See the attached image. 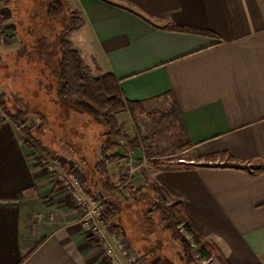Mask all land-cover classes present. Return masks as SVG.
<instances>
[{
    "label": "crops",
    "instance_id": "obj_1",
    "mask_svg": "<svg viewBox=\"0 0 264 264\" xmlns=\"http://www.w3.org/2000/svg\"><path fill=\"white\" fill-rule=\"evenodd\" d=\"M69 1L83 19L71 40L82 61L112 74L132 103L116 117L125 133H132L127 114L170 108L190 144L186 161L151 179L182 202L227 264H264V169L249 166L264 160V0ZM4 16L0 10V44ZM33 153L1 119L0 264H109L67 194L39 191L45 174ZM120 166L107 169L124 187ZM123 239L134 264H151L150 241L141 239L137 253ZM155 256L169 263L165 250Z\"/></svg>",
    "mask_w": 264,
    "mask_h": 264
},
{
    "label": "trees",
    "instance_id": "obj_2",
    "mask_svg": "<svg viewBox=\"0 0 264 264\" xmlns=\"http://www.w3.org/2000/svg\"><path fill=\"white\" fill-rule=\"evenodd\" d=\"M66 8L67 5L62 0H47L43 16L49 19L58 18L65 13ZM73 22L70 21L71 24L58 36L59 58L54 67L49 66L41 58L40 47L37 48L40 45L32 46L29 50L32 53V50L37 49L38 53L32 59H28L27 55L23 58L18 56L14 58V63L5 67H10V70L17 69L19 60L25 59L31 72L28 83L33 90L28 105L25 102L14 111L5 109V116L20 134L23 144L33 152L49 154L50 148L53 152H58L57 146L54 149L42 141L41 137L48 131L49 143L61 146L62 153H66L68 148L71 155L77 154L87 174L91 193L97 198L98 194L105 197L103 201L105 217L111 222V228L119 229L117 224L124 209L121 205L127 196L120 195L117 198L114 196L117 190L121 191L119 188L122 181L112 180L107 167L112 164L119 165L127 157L125 152L120 154L118 151L122 148L116 142L123 135V124L119 123L116 117L125 110L132 111V103L124 99L118 81L112 74H101L95 65L91 67L82 61L80 52L68 36L69 32L81 29L82 24ZM197 32L210 34L205 31ZM90 120L100 125L104 131L99 133L89 131L88 126L93 125ZM33 128H36V135ZM63 135H67L68 139H63ZM183 146L188 148L190 144ZM249 166L254 170L264 169V160H256ZM227 167L243 168L245 165ZM141 173L145 187L155 195L153 207L149 212H155L159 216L163 231L180 246L181 251H176L174 259L168 258V264L209 262L216 250L211 243L204 240L191 223L182 202L172 198L157 183L149 182L146 175ZM144 239L147 240L145 237ZM154 243L155 245L150 247L149 242L144 248H148L152 253L151 264L152 262L158 264L155 256L157 251L166 249L159 240ZM169 252L173 256V252ZM219 259L220 264H227L220 255Z\"/></svg>",
    "mask_w": 264,
    "mask_h": 264
},
{
    "label": "rangeland",
    "instance_id": "obj_3",
    "mask_svg": "<svg viewBox=\"0 0 264 264\" xmlns=\"http://www.w3.org/2000/svg\"><path fill=\"white\" fill-rule=\"evenodd\" d=\"M62 1L67 5L65 13L58 18L49 19L43 16L47 0H0V10L2 13L3 11L5 12L3 21L5 32L0 44V121L1 119L7 120L5 109L14 111L16 108L22 107L25 102L28 105L33 93L28 83L31 72L28 70L25 59L19 60L17 69L12 68L10 70V67H5L14 63V58L18 56L23 58L24 55H27L28 59H32L38 52L35 49L32 50V54L29 50L32 46L37 47L38 45H40L37 48L40 47L41 58L49 66L54 67L59 58V46L57 43L59 34L71 24L70 21H75V23L73 22L74 24L81 23L83 25L79 10L72 6L69 0ZM68 36L70 40L76 37L73 32H69ZM93 74L96 75L95 72ZM126 116L128 117V124L132 133L129 136L122 128L123 135L116 142L122 149L118 151L123 154L127 149H132L129 142L135 147L131 153H125L127 154V160L124 159L119 164L122 166H120L121 173L127 180L124 184L127 189L124 192L127 198L121 205L124 209L120 214V220H118L119 229L113 227L110 229L114 232V237L116 236L115 238L117 239L119 236L122 238L126 236L131 247L137 253H140V240L144 239V237L150 241V247L155 245V241L159 240L163 243L162 247H165V251L170 256L168 258L171 260L172 257L175 258L177 250L181 251L180 246L177 241L170 238L167 232L163 231L159 216L155 212H149L153 207L155 195L145 187V181L139 184L141 180L139 175H142L141 172H145L147 180L154 182L151 179V175L156 169H163L186 161L189 153L185 152L186 148L183 145L187 143L170 108L163 111H153L149 115L133 113ZM84 118L87 119L85 116ZM90 122L93 125L88 126L89 131L94 133L104 131L100 125L95 124L92 120ZM32 130L34 135H36V128ZM49 135L48 131L44 132L43 137H41L43 143L47 142L46 145H50L53 148L57 146L58 152H53L51 148L49 149L50 151L48 150L49 154L34 152V160L38 162L42 158L55 159L62 167L73 172L80 183L85 185L86 189L91 193L87 174L81 166L78 155H71L69 153L71 151L68 148L66 153H62L61 150L63 149L61 146L48 142L50 139ZM62 138L68 139V136L63 135ZM42 171L45 174L44 183L46 184L39 188L40 192L44 194L48 191H57L61 192L59 196H63L62 199L65 197L64 194H67V198L70 197L62 180H57L55 175L46 173L44 169ZM133 177L134 182L132 183ZM123 183L119 189H124ZM122 190H117L114 196L117 198V196L122 195ZM67 198L65 197V199ZM72 209H76V207ZM50 213L54 215V211ZM78 215L76 221L79 218ZM109 223L111 225L110 221ZM99 251L100 255L107 260L101 248ZM169 251L173 252V256H171ZM217 254L214 253L209 262L203 261L201 264H220L219 255Z\"/></svg>",
    "mask_w": 264,
    "mask_h": 264
},
{
    "label": "built area",
    "instance_id": "obj_4",
    "mask_svg": "<svg viewBox=\"0 0 264 264\" xmlns=\"http://www.w3.org/2000/svg\"><path fill=\"white\" fill-rule=\"evenodd\" d=\"M38 164L46 173L55 175L57 180L64 182L68 196L70 195L69 201L78 210V225L89 239L97 241L108 262L110 264H122L121 254L127 258V263L134 264L136 256L129 248L125 247V240L122 237L119 236L120 239L114 237L111 225L104 215L103 201L105 197L97 198L91 194L73 172L62 167L55 159L42 158ZM48 217L51 221L54 215L50 214Z\"/></svg>",
    "mask_w": 264,
    "mask_h": 264
},
{
    "label": "water",
    "instance_id": "obj_5",
    "mask_svg": "<svg viewBox=\"0 0 264 264\" xmlns=\"http://www.w3.org/2000/svg\"><path fill=\"white\" fill-rule=\"evenodd\" d=\"M98 197H99V198H103L104 196H103V195H101V194H98Z\"/></svg>",
    "mask_w": 264,
    "mask_h": 264
}]
</instances>
